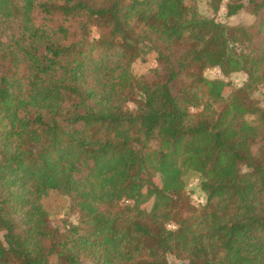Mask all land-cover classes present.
<instances>
[{
  "label": "trees",
  "instance_id": "obj_1",
  "mask_svg": "<svg viewBox=\"0 0 264 264\" xmlns=\"http://www.w3.org/2000/svg\"><path fill=\"white\" fill-rule=\"evenodd\" d=\"M186 1L0 0V264H264V0Z\"/></svg>",
  "mask_w": 264,
  "mask_h": 264
},
{
  "label": "rangeland",
  "instance_id": "obj_2",
  "mask_svg": "<svg viewBox=\"0 0 264 264\" xmlns=\"http://www.w3.org/2000/svg\"><path fill=\"white\" fill-rule=\"evenodd\" d=\"M197 9L201 16L211 18L213 17L219 22L225 23L227 25H250L254 17L251 16L245 10L240 11L233 17L226 18L224 6L221 5L220 10L213 14L211 9L208 7V0H196ZM186 4L191 5V0H187ZM154 54H149L144 62L136 61L132 65L133 74L136 77H144L149 75L153 76L152 70L157 69L158 65L154 61ZM204 76L209 79H222L224 81H230L234 86L239 87L245 81V76L243 74H233L229 78L224 79L218 70L210 69L204 72ZM153 78V77H152ZM229 90V89H228ZM224 96L226 93L223 92ZM253 98L258 100L261 105H264V88H260L254 95ZM186 189L185 192L190 196V201L194 206L202 205L204 203V194L200 191L198 183V177L196 175H189L186 178ZM44 208L48 211L50 220L55 226L63 228L66 225H77L78 224V214H74L69 210V203L65 197H62L56 193H50L46 198L42 200ZM172 228V226H170ZM53 262H60L59 259L53 257L51 259ZM168 264H179L180 262L173 256H169Z\"/></svg>",
  "mask_w": 264,
  "mask_h": 264
}]
</instances>
